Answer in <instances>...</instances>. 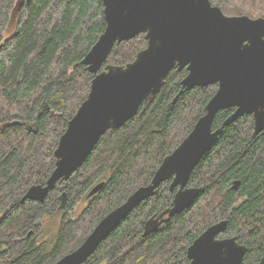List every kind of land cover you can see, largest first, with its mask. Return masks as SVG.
Returning a JSON list of instances; mask_svg holds the SVG:
<instances>
[{
    "label": "trees",
    "instance_id": "16d2710c",
    "mask_svg": "<svg viewBox=\"0 0 264 264\" xmlns=\"http://www.w3.org/2000/svg\"><path fill=\"white\" fill-rule=\"evenodd\" d=\"M211 2L227 15L264 17V0ZM13 10L15 30L3 38ZM104 28L100 0H0V264H54L79 246L102 217L150 182L217 90V84L196 86L176 97L187 70L172 69L154 100L107 130L43 202L21 201L54 169L58 139L93 77L81 60ZM145 46L143 34L122 41L107 62H131ZM233 111L220 109L213 129ZM253 125L252 115L243 114L223 127L191 172L189 185L199 193L188 208L144 236L145 221L173 203L177 187L162 182L83 264H189L187 247L221 219H227L221 236L247 247L241 264L258 262L264 256V130L253 136Z\"/></svg>",
    "mask_w": 264,
    "mask_h": 264
},
{
    "label": "water",
    "instance_id": "95a60500",
    "mask_svg": "<svg viewBox=\"0 0 264 264\" xmlns=\"http://www.w3.org/2000/svg\"><path fill=\"white\" fill-rule=\"evenodd\" d=\"M100 1L105 28L81 60L93 74L88 95L58 139L55 166L46 182L29 186L21 201L43 202L57 182L81 167L107 130L122 126L142 103L154 100L172 69L187 70L176 97L196 86L217 84V90L191 131L163 158L150 182L137 187L99 220L79 246L54 264H83L121 220L169 180L171 190L177 187L173 203L145 221L144 236L152 233L194 202L199 188L189 185L191 172L224 126L251 114L252 135L264 130V17L227 15L211 0ZM139 34L144 35L146 46L133 61L107 62L114 45ZM229 107L234 111L213 129L216 113ZM102 185L96 184L88 195ZM226 229L227 219L205 228L187 247L189 264H241L247 247L235 236H221ZM254 264H264V256Z\"/></svg>",
    "mask_w": 264,
    "mask_h": 264
},
{
    "label": "rangeland",
    "instance_id": "374dc122",
    "mask_svg": "<svg viewBox=\"0 0 264 264\" xmlns=\"http://www.w3.org/2000/svg\"><path fill=\"white\" fill-rule=\"evenodd\" d=\"M11 15L8 25L3 32V38L10 36L15 30V10L12 11Z\"/></svg>",
    "mask_w": 264,
    "mask_h": 264
}]
</instances>
